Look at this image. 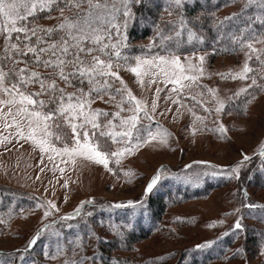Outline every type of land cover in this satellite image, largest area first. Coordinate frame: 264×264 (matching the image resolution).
Listing matches in <instances>:
<instances>
[{
    "label": "rangeland",
    "instance_id": "1",
    "mask_svg": "<svg viewBox=\"0 0 264 264\" xmlns=\"http://www.w3.org/2000/svg\"><path fill=\"white\" fill-rule=\"evenodd\" d=\"M242 4L243 0L232 10L237 11ZM250 8L246 16L260 15L255 5L248 10ZM228 9L231 8L219 11L222 21L232 14L233 11L226 12ZM49 15L53 18L43 17L34 23L42 28L53 27L60 13L54 11ZM245 19H237L212 32L213 38L223 37L221 47L228 52L218 54L205 50L180 54L182 62L185 56L192 58V63H198L195 57H205L202 73H186L198 77L195 84L190 81L168 83L163 76L150 84L152 77L145 76L142 86L130 70L123 67L117 70L124 85L115 80L113 90L126 87L144 103L145 110L152 116L151 121L143 119L140 123L150 126L154 132L159 128L167 136L166 142L157 136L142 143L119 157V163L111 158L107 168L82 157L72 163L66 156L41 153L30 141L17 142L15 128L5 129L4 121L0 120V196L11 192L12 198L8 203L0 200V264H175L184 249L209 248L217 238L231 231L232 243L225 257L209 264H264V241L259 246L246 242L243 230L256 225L262 227L259 224L264 223L254 221V217L246 213L249 204L264 209V176L257 175L254 183L248 181L252 169L264 173V90L257 87L264 86V67L253 56L248 61L253 68L248 74L250 78H231L242 71L248 50H234L227 38L239 36L244 28L242 24H247L249 18ZM149 42V39H140L133 40L132 44L148 46ZM3 43L0 37V48ZM126 43L123 54L129 57L127 63L132 66L136 63L135 57L161 53L132 54L130 43ZM255 47L259 49L264 45L256 44ZM251 77H255L256 85L252 84ZM57 85L66 93L75 91L64 83ZM157 88L161 89L158 95ZM245 88L253 89L254 94L241 103L246 93L238 97L236 94ZM28 90L38 92L39 87L32 86ZM107 99L105 96L104 100ZM104 100L97 99L91 109L109 114L119 111ZM189 100L192 105L188 104ZM218 100L225 105L221 112L216 111ZM129 115V112H120L114 125L118 126L120 118ZM65 131L71 135V129ZM4 137L11 139V143ZM106 143L110 151L124 147L112 144L111 140ZM135 143L133 141V145ZM245 156L249 159L245 160ZM158 172L161 178L154 187L156 190L169 186L191 194L210 186V192L204 197L165 207L159 231L137 239L127 250L108 253L102 239L111 236L115 224L110 221L119 222L123 227L126 220L130 222L132 218L144 216L145 189ZM19 198L26 201V205L20 207L17 203L15 206ZM138 198L142 206L112 207L115 203ZM77 208L80 209L78 215ZM153 209L158 210L155 204ZM45 212L49 214L45 216ZM237 221L242 224V230L235 229ZM33 240L35 242L30 243ZM209 242V247H197ZM241 248L243 251L238 253Z\"/></svg>",
    "mask_w": 264,
    "mask_h": 264
},
{
    "label": "snow or ice",
    "instance_id": "2",
    "mask_svg": "<svg viewBox=\"0 0 264 264\" xmlns=\"http://www.w3.org/2000/svg\"><path fill=\"white\" fill-rule=\"evenodd\" d=\"M188 3L189 0H169V7L166 9L168 15L175 13L178 16V20L173 22L174 36L181 37L187 31L189 43H202L203 37L192 27L194 22L189 21L185 15ZM243 5L240 13L225 17L220 21V26L225 21L239 19L241 14L255 5L260 15L249 17L244 28L251 29L256 23L264 28V0H243ZM141 6H150V0H0V37L4 40L3 47L0 48V96L5 97L0 98V120L4 121L5 129L15 128L17 142L30 141L41 153L66 156L72 163H75L77 157H82L104 164L106 168L111 158H116V163H119V157L157 136L166 142L167 133L159 128L154 132L150 126L140 123L143 119L152 120L142 101L136 99L126 87L113 90L115 80L124 85L117 70L121 67L130 70L142 86V77L145 76L152 77L150 84L156 83L159 76H163L168 83L190 81L195 84L198 77L186 73H202L205 57H195L198 63H192V58L185 56L182 62L179 53L182 41H178V47L173 49L164 44V41L173 40L174 36L161 35L160 45L153 43L149 46V50L160 47L161 53L135 57V65L128 64L129 57L123 54V49L127 47L126 33L136 20L135 9ZM53 11H59L60 17L56 18L58 23L51 28H42L34 23V19H29H39L40 13ZM65 12L71 15L65 16ZM45 18L53 17L49 15ZM177 24L179 30H176ZM244 28L239 36H233V43L238 44L241 50H248L245 52L247 60L242 71L231 77L233 79L250 78L248 74L253 68L248 61L253 56L264 67V47H255L256 44L264 45V32H245ZM13 34H16L14 39ZM121 61L124 63H120ZM21 64L24 66L18 67ZM41 68L48 71L49 75H41ZM57 79L63 81L66 87H73L75 91L66 93L63 88L58 87ZM251 79L252 84L256 85L255 77ZM85 84L88 85L86 89ZM32 86H38L39 91L30 92L28 89ZM257 87L264 90V86ZM160 91L161 89H156L157 95ZM247 92V88L241 89L236 96ZM105 96L108 97L107 100H104ZM97 99L114 104L119 111L109 114L91 109V104ZM217 103L216 111H223L224 103L219 100ZM152 108H156L155 101ZM120 112H129L131 115L121 117L116 126L113 122ZM117 127L119 130H116ZM65 129H71L70 136ZM220 131L223 132L224 129L221 128ZM4 139L11 143L8 137ZM106 140L124 147L110 151ZM133 141L137 143L133 145ZM49 159H52L51 155ZM244 159L249 158L245 156ZM160 178L161 172H158L147 185L145 196L152 192ZM137 206H142V202L115 204L112 207ZM246 206L259 207L252 204ZM79 212L80 209L77 208L76 214ZM48 214L45 212V216ZM71 218L73 217H64ZM135 226L134 222L126 225L129 230ZM242 228V224L237 221L235 229ZM210 243L197 247H209ZM242 251V248L237 250L238 253Z\"/></svg>",
    "mask_w": 264,
    "mask_h": 264
},
{
    "label": "trees",
    "instance_id": "3",
    "mask_svg": "<svg viewBox=\"0 0 264 264\" xmlns=\"http://www.w3.org/2000/svg\"><path fill=\"white\" fill-rule=\"evenodd\" d=\"M235 3L236 5H234ZM238 3H241V0H194V6H193V0H189V3L185 6L186 7L185 15L189 21L194 22L192 25L193 29L203 37L202 43L199 41H193L189 43L187 31H185L181 37L174 36L173 22H176L178 20V16L175 13L171 16L168 15L166 9H168L169 7V0H150V6L148 7L141 6L140 8L135 9L136 20L127 29L126 35H127V42L128 44L130 43L129 44L130 52L132 54L161 52L160 47H152L151 50H149V46L151 44L153 43H155L156 45L161 44V39H160L161 35L174 36L173 40L164 41V44H169L168 46L173 49L178 47V41H182V44L179 45L180 54L196 52V51H205V50L213 51L214 53H218V54L228 52L225 51L226 49H223V47H221L222 44L224 43L223 37L213 38L212 32H217V27H221L220 21H222L223 15L222 16L218 15L219 11L229 7L231 9H228L226 12L233 11L232 14L240 13L241 8L244 6L243 4L239 6V9L237 11L232 10V8H235ZM251 10L252 8L247 10V12L248 11L250 12ZM247 12L241 14L238 20H244L245 18H249L248 16H246ZM51 13L48 12L40 13V18L46 17L48 14ZM29 19L30 20L34 19V21L37 20L31 17ZM228 23L229 24L233 23V21L224 22V27H226L227 26L226 24ZM176 30H179L178 24L176 25ZM246 32L261 33L264 32V28H262L259 23H256L252 26L251 29H247ZM157 33H160V35H158ZM224 34L227 36L226 30H224ZM15 35L16 34H14V38ZM233 36L236 35H231L229 37L227 36V38H229L228 40L234 47L233 49L238 50L240 49V47L238 44L233 43ZM140 39H149L150 42L148 46L143 44H132L133 40H140ZM34 40L35 37H33V41ZM40 70L42 72L41 75L43 76L49 75V72L45 71L43 68H41ZM58 82L64 83L63 81L57 79L56 83L58 84ZM253 94H254V90L251 88L248 89V92L245 94L246 96L241 100V103L243 101H246L245 99L249 98V96ZM188 104L192 105V101L189 100ZM257 175L264 176V173L262 174L261 172L252 169L250 172L251 177L248 179V181L254 183V180L258 177ZM210 188L211 187L208 186L207 189L191 192V194L187 193V191L183 189L176 187L166 186L159 188L157 190L153 188L152 192L148 193L147 196L144 195V198H146V202H147L144 216L140 218H132L133 220L130 221V222H134L136 226L133 229L129 230L126 227V225L129 223V220H126L125 225L123 227H120L122 225L119 222L110 221V224H115V227L112 230L110 238L102 239V245L106 248V251L108 253L117 249L119 250L129 249L130 247L128 246H130V244H132L137 239L146 238L151 233H153V231L157 232L160 230L162 226L161 213L163 212L165 207L178 204L182 201L193 199L195 197H201V196L204 197L206 194L210 192ZM10 194L11 192H8V195H4L2 197L0 196V200L2 202L6 201V203L10 202L12 200ZM154 197H156V200H152V198ZM129 202H141V200L138 198V200L134 199L128 201H121L115 204H128ZM17 203L21 204L20 207L26 205V201L20 198L15 203V206L17 205ZM154 204L158 208L157 211L153 209ZM124 208L130 209V207H124ZM263 210L264 209L250 208L246 213L251 217H254V221L262 220L264 222ZM259 225H262V227H256L257 226L256 225L255 227L253 226L248 227L249 229L242 228L243 230H245L244 236L246 237V242H250V241L255 242L256 245L259 246V244L262 241H264V223ZM232 233L233 232L231 231L217 238L212 244V246H210L209 248H205V249L196 248L191 250L184 249L178 255L175 264H209L212 261L224 258L225 254L227 253L232 243L231 242ZM119 241H121L122 243H120Z\"/></svg>",
    "mask_w": 264,
    "mask_h": 264
}]
</instances>
